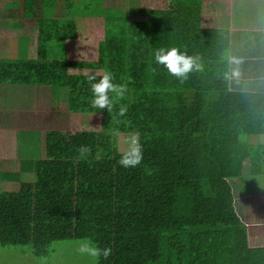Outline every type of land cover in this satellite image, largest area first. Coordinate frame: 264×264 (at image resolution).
Segmentation results:
<instances>
[{
	"label": "trees",
	"instance_id": "16d2710c",
	"mask_svg": "<svg viewBox=\"0 0 264 264\" xmlns=\"http://www.w3.org/2000/svg\"><path fill=\"white\" fill-rule=\"evenodd\" d=\"M23 1L29 13L35 0ZM90 2L81 19L95 17ZM200 2L120 5V13H107L96 60L68 59L69 41L88 28L71 16L60 18L58 38L45 39L46 57L0 60L1 84L34 87L55 110L60 97L71 114L103 117L99 132L47 131L42 159L21 162L18 172L3 173L0 164V186L21 182L0 190V249L27 246L42 260L54 243L91 239L112 248L99 264H264V246L250 243L236 204L264 170L256 141L264 137V95L232 89L229 31L205 25ZM161 47L179 48L201 69L177 80L154 61ZM78 69L110 71L127 85L123 99L109 93L111 113L91 106L88 78L101 75L71 73ZM115 132H139L138 167L119 165ZM80 146L91 148L87 159H77ZM29 148L19 152L31 156ZM28 173L33 183L22 181Z\"/></svg>",
	"mask_w": 264,
	"mask_h": 264
},
{
	"label": "crops",
	"instance_id": "0c3cea01",
	"mask_svg": "<svg viewBox=\"0 0 264 264\" xmlns=\"http://www.w3.org/2000/svg\"><path fill=\"white\" fill-rule=\"evenodd\" d=\"M55 1L35 0L34 7H31L29 13H25L23 0H0V60L36 59L40 55L46 57L49 54L45 52L44 41L46 38L59 37L60 18L66 16L77 18L80 29L83 20L85 26L92 24L94 29L87 35L80 32L78 39L69 41L67 46L69 60H73L77 50L83 49L88 53L87 43L92 41L90 37L100 32L103 37L104 28L101 31L96 29L99 25L91 18L81 19L84 6L90 0H59L56 6L53 4ZM110 1L116 2V0H102L101 3L105 8H113L114 5H109ZM153 1H159L161 4V0H126V5L122 6L127 11L130 7L143 3L150 4ZM200 1L203 4L204 24L229 31L228 70L232 89L264 95V0ZM168 3L169 0H164L159 8L152 7L164 10L168 7ZM39 18L47 19L39 22ZM40 32H44L43 38L37 36ZM96 44V58H98L99 40ZM73 71H80L76 74L82 75H98L94 73L97 70L78 69L72 70L71 73ZM26 89L0 83V164L3 173L11 172L8 170L10 168L14 170L13 172H18L20 163L23 162L22 157H30L23 152V154L18 153L19 148L31 146L29 137L34 134L29 128L33 122L30 120L31 117L24 116L31 112L29 109L34 102L26 103L24 106L22 101L19 103V100L24 98L23 91ZM38 92L36 89L35 92L31 89L27 94L31 96L29 98H35L39 96ZM256 141L264 145V137ZM262 172V175L254 181L251 191H242L236 200L238 214L249 227L250 243L256 246H264V170ZM21 179L24 181L23 177ZM17 182L19 181L13 183ZM20 184L21 182L18 187Z\"/></svg>",
	"mask_w": 264,
	"mask_h": 264
},
{
	"label": "rangeland",
	"instance_id": "374dc122",
	"mask_svg": "<svg viewBox=\"0 0 264 264\" xmlns=\"http://www.w3.org/2000/svg\"><path fill=\"white\" fill-rule=\"evenodd\" d=\"M102 0H92L91 8L88 10L90 15L95 16L96 18H91L92 21L96 22L99 26L96 29H100V31L104 28L105 20L107 18V13H112V15H116L120 13V5L125 6L126 0H116L113 8L105 11V7H102ZM164 0H161V4ZM160 2H151L149 6H154L159 8L161 6ZM97 19V21H96ZM88 28L82 30L86 35L90 33L93 28L92 24L86 25ZM114 29V28H113ZM40 38H43L44 32H40L37 35ZM102 38V32L95 34L93 37H90L88 41V53H86L83 49L77 50L73 60H96V43L98 40ZM90 44V46H89ZM60 47H54V54L62 56L63 52ZM57 53V54H56ZM73 73H80V71H73ZM94 73H98V75H102L103 71H95ZM30 91L34 87H25ZM33 89V92H35ZM24 93V91H23ZM22 93V94H23ZM20 94V93H19ZM24 98L19 100V103L22 101L23 106L26 103L34 102L29 109L31 112H28L25 115H29L33 122L29 125V128L32 132H40V140H38L36 135H33L35 140H31V150L32 154L29 158L22 157L23 162H33L39 159H42V153L40 151L41 144L44 143L45 133L47 131H65V132H99L102 130V115L100 114H92V113H84V114H71L68 112L66 101L61 100L60 97L56 100V106L58 110H55L53 105L50 104V97L45 96H36L35 98H27V92L24 93ZM25 102V103H24ZM18 116V115H17ZM28 118V116H25ZM130 135L127 134H119V148L121 153L126 149L127 144L125 141L128 139ZM20 142V140H19ZM21 153V152H19ZM22 160V159H21ZM20 160V161H21ZM19 166V164H16ZM16 168V166H14ZM8 169V168H7ZM13 172L12 168L8 169ZM19 171V170H17ZM26 183L32 182L35 179L32 173H28L22 176ZM19 182L17 183H7L0 186V190L2 187L6 190H19ZM10 188V189H9ZM80 241H70V242H59L54 243L48 249V256L46 258L40 260L34 258L32 255L28 256L27 252L30 251V248L27 246H21L16 248H7L0 249V264H94V260L91 257L83 256L79 254L77 251L78 245Z\"/></svg>",
	"mask_w": 264,
	"mask_h": 264
},
{
	"label": "clouds",
	"instance_id": "9594fccd",
	"mask_svg": "<svg viewBox=\"0 0 264 264\" xmlns=\"http://www.w3.org/2000/svg\"><path fill=\"white\" fill-rule=\"evenodd\" d=\"M154 61L158 65L164 66L167 72L177 80L187 78V74L194 68L201 69V65L197 63V58L182 53L179 48H159L153 53ZM155 71V69H153ZM115 77L110 71H104L99 80L96 76H90L88 83L92 92L91 106L100 110L106 109L108 113L113 110L114 100L110 97L109 93L115 94L117 99H123L126 91V84L114 83ZM127 106L121 105L119 108V115L124 116L127 113ZM119 135L118 132L114 133ZM127 144L126 149L123 151L118 163L124 168H136L143 160V149L140 143L139 132L130 134L125 141ZM77 159H87L91 155V148L88 146H80L77 149ZM74 219V218H73ZM77 251L83 256L93 258L94 264H99L101 258L108 259L112 255V248L100 247L91 239H83L79 242Z\"/></svg>",
	"mask_w": 264,
	"mask_h": 264
}]
</instances>
